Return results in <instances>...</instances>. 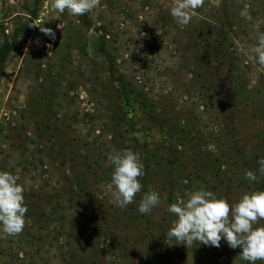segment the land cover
Here are the masks:
<instances>
[{
  "label": "rangeland",
  "instance_id": "rangeland-1",
  "mask_svg": "<svg viewBox=\"0 0 264 264\" xmlns=\"http://www.w3.org/2000/svg\"><path fill=\"white\" fill-rule=\"evenodd\" d=\"M52 2L0 0V51L11 45L0 171L17 177L28 209L21 234L0 231V264H248L223 239L187 248L165 237L168 206L193 191L230 204L264 191V176L245 178L264 157V67L245 56L264 32V0H204L186 26L173 0H100L80 16ZM125 149L145 175L120 208L107 158ZM149 190L161 202L140 214Z\"/></svg>",
  "mask_w": 264,
  "mask_h": 264
},
{
  "label": "clouds",
  "instance_id": "clouds-1",
  "mask_svg": "<svg viewBox=\"0 0 264 264\" xmlns=\"http://www.w3.org/2000/svg\"><path fill=\"white\" fill-rule=\"evenodd\" d=\"M99 4L100 0H53L51 6L59 13L67 10L71 15L80 16L91 12ZM203 5L204 0H173L170 15L179 25L186 26L196 14L195 10ZM240 16L252 20L250 5L244 4ZM39 27L45 35L55 38L51 28ZM57 27L60 28V25ZM245 56L247 62L264 67V32L258 33L257 43L245 52ZM107 159L114 167L111 175L113 199L118 207L125 208L141 193L139 178L145 175L144 165L139 154L130 149L109 154ZM258 164L256 171L245 172V178L250 182L264 176V157L258 160ZM160 202L158 192H144L138 211L149 214ZM27 211L24 188L17 182V177L0 171V231L3 238L22 233ZM167 211L175 219L171 221L166 239L187 248L194 242L219 248L223 239L230 248L240 249L239 257L248 264L264 261V226L254 227L264 220V191L245 192L236 203L230 204L226 199L217 198L212 191L196 190L186 200L170 204Z\"/></svg>",
  "mask_w": 264,
  "mask_h": 264
},
{
  "label": "trees",
  "instance_id": "trees-1",
  "mask_svg": "<svg viewBox=\"0 0 264 264\" xmlns=\"http://www.w3.org/2000/svg\"><path fill=\"white\" fill-rule=\"evenodd\" d=\"M11 45H7L6 43L3 45V49L0 51V62L2 63L6 57L7 51L10 50Z\"/></svg>",
  "mask_w": 264,
  "mask_h": 264
}]
</instances>
